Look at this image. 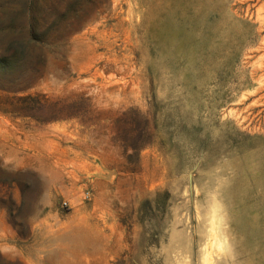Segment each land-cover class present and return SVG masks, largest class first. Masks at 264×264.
I'll return each instance as SVG.
<instances>
[{
    "label": "rangeland",
    "instance_id": "obj_1",
    "mask_svg": "<svg viewBox=\"0 0 264 264\" xmlns=\"http://www.w3.org/2000/svg\"><path fill=\"white\" fill-rule=\"evenodd\" d=\"M0 52V264H264V0H0Z\"/></svg>",
    "mask_w": 264,
    "mask_h": 264
},
{
    "label": "trees",
    "instance_id": "obj_2",
    "mask_svg": "<svg viewBox=\"0 0 264 264\" xmlns=\"http://www.w3.org/2000/svg\"><path fill=\"white\" fill-rule=\"evenodd\" d=\"M12 71L14 72V66L9 62V58L0 52V78Z\"/></svg>",
    "mask_w": 264,
    "mask_h": 264
},
{
    "label": "built area",
    "instance_id": "obj_3",
    "mask_svg": "<svg viewBox=\"0 0 264 264\" xmlns=\"http://www.w3.org/2000/svg\"><path fill=\"white\" fill-rule=\"evenodd\" d=\"M89 197H90V194H89V192H87V193L84 195V198H85V199H88ZM61 206H62L63 208H70V203H69V201H67V200H63Z\"/></svg>",
    "mask_w": 264,
    "mask_h": 264
}]
</instances>
